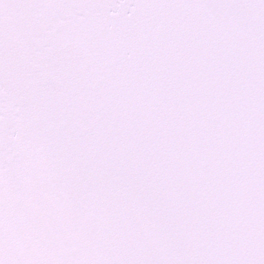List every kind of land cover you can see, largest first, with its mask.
<instances>
[{
  "label": "snow or ice",
  "instance_id": "1",
  "mask_svg": "<svg viewBox=\"0 0 264 264\" xmlns=\"http://www.w3.org/2000/svg\"><path fill=\"white\" fill-rule=\"evenodd\" d=\"M0 264H264V0H0Z\"/></svg>",
  "mask_w": 264,
  "mask_h": 264
}]
</instances>
